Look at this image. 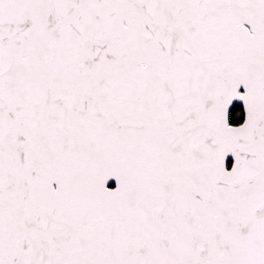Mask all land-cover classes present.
I'll list each match as a JSON object with an SVG mask.
<instances>
[{"label":"snow or ice","instance_id":"6c2138e0","mask_svg":"<svg viewBox=\"0 0 264 264\" xmlns=\"http://www.w3.org/2000/svg\"><path fill=\"white\" fill-rule=\"evenodd\" d=\"M0 264H264V0H0Z\"/></svg>","mask_w":264,"mask_h":264}]
</instances>
